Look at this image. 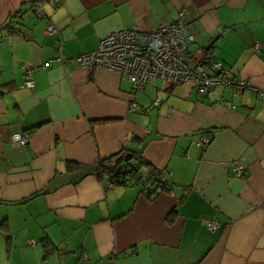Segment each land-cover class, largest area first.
Here are the masks:
<instances>
[{"label": "crops", "instance_id": "obj_1", "mask_svg": "<svg viewBox=\"0 0 264 264\" xmlns=\"http://www.w3.org/2000/svg\"><path fill=\"white\" fill-rule=\"evenodd\" d=\"M40 1L43 16L33 12L37 0H0V26L23 12L20 32L0 35V264H264L258 91L216 86L204 97L154 78L135 93L118 73L54 59L58 44L77 56L115 30L151 31L184 9L198 70L216 60L264 92V0ZM19 132L25 147L11 141ZM134 154L171 173L149 198L95 171L122 155L137 166Z\"/></svg>", "mask_w": 264, "mask_h": 264}, {"label": "built area", "instance_id": "obj_2", "mask_svg": "<svg viewBox=\"0 0 264 264\" xmlns=\"http://www.w3.org/2000/svg\"><path fill=\"white\" fill-rule=\"evenodd\" d=\"M41 1L37 0L34 7L35 14L43 16ZM186 20L185 10L180 9L176 18L170 23H162L151 31H141L136 26L128 29H118L103 36L95 50L77 56H66L57 45V55L54 58L62 64L76 62L83 68L103 67L107 70L118 73L121 78L127 79L135 93L144 91L147 83L154 78L163 80L171 85L190 84L197 93L204 97H211L212 90L216 86L222 88L230 86L237 92L246 89L258 91L264 99V92H261L253 84L236 74L230 72L224 64L213 60L209 62V71L198 70V64L188 54V45L194 39L192 34L185 32ZM57 32L56 27L48 22L44 33L53 36ZM259 43L253 48L258 51ZM24 87H34L33 69L30 66H23ZM160 97L157 94L154 105H158ZM137 108L135 102L130 103V111ZM12 143L17 147H25L28 144L29 136L25 132L15 133L11 136ZM208 143L206 136H201L198 145L205 147ZM231 174L242 176L243 168L236 162H232ZM150 165H142L136 171H130L124 164L120 171L124 173L125 184H136L140 186L141 194L151 197L160 191L162 186L169 184L170 172L163 173L155 170L152 172ZM210 230L217 228L215 217L206 222ZM32 244L33 241H30ZM81 259L87 261L88 256L82 254Z\"/></svg>", "mask_w": 264, "mask_h": 264}, {"label": "trees", "instance_id": "obj_3", "mask_svg": "<svg viewBox=\"0 0 264 264\" xmlns=\"http://www.w3.org/2000/svg\"><path fill=\"white\" fill-rule=\"evenodd\" d=\"M34 7H35V5L32 7L33 12H34ZM16 17L18 19H23V12H21L17 16L8 18L7 21L0 26V35L3 33H5L7 35H13V34H17L18 32H20V28L16 27V25L20 23L19 20H16ZM20 25H23V24L20 23ZM138 141H140V140H138ZM134 158L137 160V163H138L137 166H134L130 163L131 158L130 159L127 158V160H124L123 155L119 156L118 159H116V161H114L115 164L110 163V162H112L111 158L105 159V160H99L96 167H95V171H97L99 174L107 173L110 176V181L114 184H125V181L123 180L124 179V173L117 171V169H120L121 166L126 164L128 166V168L130 169V171H136L142 165H149L148 163H146L145 161H143L141 159V156L139 154L136 157L134 154L132 156V159H134ZM122 161H124V164L120 163ZM67 164L74 166V167H77L74 164H72V162H67ZM152 172L154 175L156 174L154 169H152ZM162 188H164V186H162Z\"/></svg>", "mask_w": 264, "mask_h": 264}, {"label": "water", "instance_id": "obj_4", "mask_svg": "<svg viewBox=\"0 0 264 264\" xmlns=\"http://www.w3.org/2000/svg\"><path fill=\"white\" fill-rule=\"evenodd\" d=\"M57 1H60V0H53V2H57ZM208 47V45L206 46V48ZM130 157V156H129ZM124 160H127V158L125 157Z\"/></svg>", "mask_w": 264, "mask_h": 264}]
</instances>
